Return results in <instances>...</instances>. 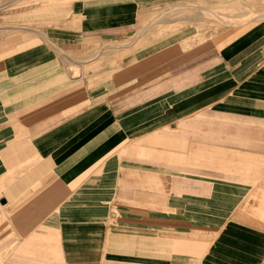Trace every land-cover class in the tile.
<instances>
[{
	"label": "crops",
	"instance_id": "1",
	"mask_svg": "<svg viewBox=\"0 0 264 264\" xmlns=\"http://www.w3.org/2000/svg\"><path fill=\"white\" fill-rule=\"evenodd\" d=\"M0 264H264V0H0Z\"/></svg>",
	"mask_w": 264,
	"mask_h": 264
}]
</instances>
